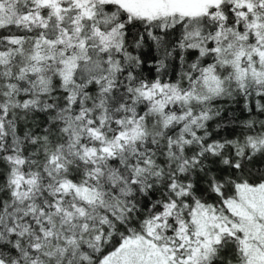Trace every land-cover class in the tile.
Masks as SVG:
<instances>
[{
    "label": "snow or ice",
    "instance_id": "snow-or-ice-1",
    "mask_svg": "<svg viewBox=\"0 0 264 264\" xmlns=\"http://www.w3.org/2000/svg\"><path fill=\"white\" fill-rule=\"evenodd\" d=\"M0 264H264V0H0Z\"/></svg>",
    "mask_w": 264,
    "mask_h": 264
}]
</instances>
